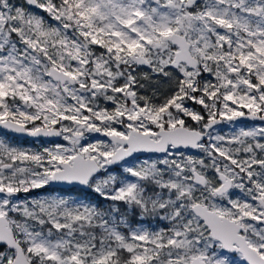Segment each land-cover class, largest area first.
I'll use <instances>...</instances> for the list:
<instances>
[{
	"label": "snow or ice",
	"instance_id": "obj_1",
	"mask_svg": "<svg viewBox=\"0 0 264 264\" xmlns=\"http://www.w3.org/2000/svg\"><path fill=\"white\" fill-rule=\"evenodd\" d=\"M0 129V264H264V0H0Z\"/></svg>",
	"mask_w": 264,
	"mask_h": 264
},
{
	"label": "rangeland",
	"instance_id": "obj_2",
	"mask_svg": "<svg viewBox=\"0 0 264 264\" xmlns=\"http://www.w3.org/2000/svg\"><path fill=\"white\" fill-rule=\"evenodd\" d=\"M253 124H258V123H251V122H248L246 125L251 126V125H253ZM243 125H245V123H236V122H234V124H230L229 122H223L222 124L217 125L216 128H217V130H218V132H219L220 134H228V135H230V134H232L233 132L238 131V130H239V126H243ZM0 136H3V135L0 134ZM100 139H103V138H100ZM13 142H15V143H21V142H19V141H13ZM29 146H30V145H29ZM35 146H37V147L39 146L38 142L35 144ZM34 191H37V190H34ZM37 193H42V192H37ZM37 193H35V194H37ZM43 193H44V192H43ZM35 194H34V195H35ZM20 195H21V198L24 196L23 193H21ZM154 225H155V224H153L152 227H153ZM145 226H147V225H145ZM154 227H156V225H155Z\"/></svg>",
	"mask_w": 264,
	"mask_h": 264
},
{
	"label": "flooded vegetation",
	"instance_id": "obj_3",
	"mask_svg": "<svg viewBox=\"0 0 264 264\" xmlns=\"http://www.w3.org/2000/svg\"><path fill=\"white\" fill-rule=\"evenodd\" d=\"M222 124V123H221ZM220 125V124H219ZM0 134L1 135H4L5 133L3 132V131H1L0 130ZM8 136H10V137H14L15 139H14V141H19V142H21L22 144H25V145H32L33 143H34V139L33 140H31V139H28V138H20V137H15V136H12V135H9V134H7ZM103 139H105V138H103ZM46 190L45 189H39V190H37V191H34L33 193H30L29 195H34L35 193H37V192H45ZM155 226V225H154ZM153 226V227H154Z\"/></svg>",
	"mask_w": 264,
	"mask_h": 264
},
{
	"label": "water",
	"instance_id": "obj_4",
	"mask_svg": "<svg viewBox=\"0 0 264 264\" xmlns=\"http://www.w3.org/2000/svg\"><path fill=\"white\" fill-rule=\"evenodd\" d=\"M245 122H251V123H259V122H255V121H243V120H237L236 121V123H245ZM223 123V122H222ZM1 131H3L4 132V130H2V129H0ZM7 134H9V135H12V136H15V137H18V136H16V134H13V133H7ZM21 138V137H20ZM22 138H28V139H31V140H33L34 138H31V137H22ZM99 138H103V137H99ZM192 151H194V150H192Z\"/></svg>",
	"mask_w": 264,
	"mask_h": 264
},
{
	"label": "trees",
	"instance_id": "obj_5",
	"mask_svg": "<svg viewBox=\"0 0 264 264\" xmlns=\"http://www.w3.org/2000/svg\"><path fill=\"white\" fill-rule=\"evenodd\" d=\"M245 124H247V122H245Z\"/></svg>",
	"mask_w": 264,
	"mask_h": 264
}]
</instances>
